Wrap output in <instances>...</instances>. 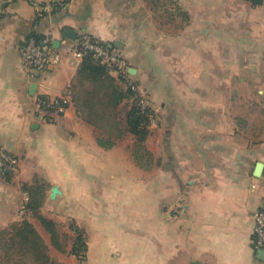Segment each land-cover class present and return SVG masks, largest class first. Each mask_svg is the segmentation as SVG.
Here are the masks:
<instances>
[{
    "label": "crops",
    "instance_id": "obj_1",
    "mask_svg": "<svg viewBox=\"0 0 264 264\" xmlns=\"http://www.w3.org/2000/svg\"><path fill=\"white\" fill-rule=\"evenodd\" d=\"M82 34L135 70L153 110V173L133 156L132 100H113L127 86L82 72ZM33 35L58 59L43 72L22 58ZM39 96L64 98L65 113H38ZM0 149L21 161L0 178V264H36L8 244L24 217L44 264H264L253 245L264 209V0H0ZM25 201L37 212H22ZM36 213L55 222L54 241ZM64 218L85 246L75 249Z\"/></svg>",
    "mask_w": 264,
    "mask_h": 264
},
{
    "label": "built area",
    "instance_id": "obj_2",
    "mask_svg": "<svg viewBox=\"0 0 264 264\" xmlns=\"http://www.w3.org/2000/svg\"><path fill=\"white\" fill-rule=\"evenodd\" d=\"M76 51L83 57L91 54L93 58L104 65L109 73L116 74L118 78L134 91L132 102L136 101L142 112H148L151 119L153 110L149 99L141 95L137 83L132 80L130 73V64L122 52L110 44L104 43L93 38L89 34H82L77 42ZM22 58L26 67L30 71L43 72L48 66L58 63V59L52 50L35 38L30 37L21 47ZM38 113L63 114L66 111V100L64 98L50 99L39 96L36 99ZM20 159L5 150L0 149V178L14 177L19 173ZM28 202L22 205V212L27 209ZM254 238L253 245L255 249H264V209H258L254 212Z\"/></svg>",
    "mask_w": 264,
    "mask_h": 264
},
{
    "label": "trees",
    "instance_id": "obj_3",
    "mask_svg": "<svg viewBox=\"0 0 264 264\" xmlns=\"http://www.w3.org/2000/svg\"><path fill=\"white\" fill-rule=\"evenodd\" d=\"M38 42L43 43V39L38 35H33ZM87 75H92L94 78H102L108 72L106 67L102 65L99 61H97L91 54H87L84 56V66L82 69ZM127 93H122L120 91L114 92L115 103L118 105L124 99H132L134 96V91L127 86ZM148 112H142L140 107L137 105V102H132L129 111L127 112V125L129 130L133 133L136 137L139 144L145 143L149 135V125H150V118L147 115ZM136 155L137 151L135 152ZM139 158V155H138ZM12 177H6V180L11 179ZM30 208L29 202L27 203V209ZM33 212H37V210H28ZM40 220L42 221L43 225L47 229L48 232L52 234L53 241L56 238L54 234L53 225L55 222L45 219L43 216H39ZM10 230L6 231V236H8V244L13 252H15V256H18L20 259L28 260L31 259L36 262V264H44L46 262V248L43 246L41 242V238L38 233L34 230L33 226L28 221H23L19 224L10 227ZM77 234V241L75 244V249L78 247L85 246L82 243L83 237L82 233L78 232L76 227L72 228ZM8 247V248H9ZM27 263V262H26Z\"/></svg>",
    "mask_w": 264,
    "mask_h": 264
},
{
    "label": "rangeland",
    "instance_id": "obj_4",
    "mask_svg": "<svg viewBox=\"0 0 264 264\" xmlns=\"http://www.w3.org/2000/svg\"><path fill=\"white\" fill-rule=\"evenodd\" d=\"M157 73H160V72H157ZM160 75H161V77H164V74H163V72H161L160 73ZM122 114H124L125 115V111L122 113ZM127 116V115H126ZM123 119V118H122ZM126 119H127V117H126ZM119 122H121L122 123V120L120 121V120H118V123ZM120 123V124H121ZM120 124H118V125H120ZM121 126H123L124 127V123L123 124H121ZM133 134V133H132ZM134 138H133V147H132V150H133V156H134V159H141V158H143L144 160H143V162H145V160H147L146 162L148 163V166L147 167H145V166H143V168H147V169H149V172L150 173H153V164L155 163V158H156V156H155V138H153L152 139V150H147L146 149V145H144V143L143 144H139V142L137 141V139H136V137L135 136H133ZM145 143H146V141H145ZM143 145V146H142ZM137 151V153H139L138 155H139V158H138V155H136L135 154V152ZM20 166H21V161H20ZM28 212V210H25V213H27ZM35 216L38 218V220L41 222V220H40V218H39V214L38 213H36L35 214ZM32 217V216H31ZM31 217H30V219H31ZM27 220V218H23V220ZM32 219L34 220V221H37V219L36 218H34V217H32ZM64 223L66 222L68 225H69V227H71V228H73V227H75V226H77L76 225V222H74L72 219L70 220L69 218H64L63 220H62ZM12 231H11V229H10V233H11Z\"/></svg>",
    "mask_w": 264,
    "mask_h": 264
},
{
    "label": "water",
    "instance_id": "obj_5",
    "mask_svg": "<svg viewBox=\"0 0 264 264\" xmlns=\"http://www.w3.org/2000/svg\"><path fill=\"white\" fill-rule=\"evenodd\" d=\"M251 2H253L254 4H261L262 3V0H250ZM58 46V42L55 43V47ZM130 73L132 75L136 74L135 70L133 68H130ZM33 91H34V88H33Z\"/></svg>",
    "mask_w": 264,
    "mask_h": 264
}]
</instances>
